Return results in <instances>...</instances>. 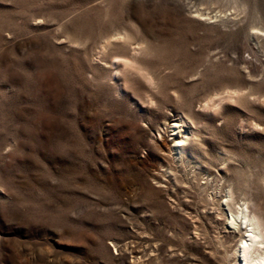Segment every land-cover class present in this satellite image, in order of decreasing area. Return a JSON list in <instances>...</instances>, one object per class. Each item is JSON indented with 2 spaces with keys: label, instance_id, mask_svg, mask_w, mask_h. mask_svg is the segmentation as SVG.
Segmentation results:
<instances>
[{
  "label": "rangeland",
  "instance_id": "rangeland-1",
  "mask_svg": "<svg viewBox=\"0 0 264 264\" xmlns=\"http://www.w3.org/2000/svg\"><path fill=\"white\" fill-rule=\"evenodd\" d=\"M230 188L264 215V0H0V264H239Z\"/></svg>",
  "mask_w": 264,
  "mask_h": 264
},
{
  "label": "bare ground",
  "instance_id": "bare-ground-1",
  "mask_svg": "<svg viewBox=\"0 0 264 264\" xmlns=\"http://www.w3.org/2000/svg\"><path fill=\"white\" fill-rule=\"evenodd\" d=\"M184 122L180 121L171 126L174 135L177 136L179 133L182 135L184 134V137L177 136L178 138L175 139V144L172 149L174 155L180 158L182 155H185L187 151L184 145L192 142L193 135L191 133L192 131L184 133V131H186V129H183L186 126L182 124ZM226 194L227 202L225 206L231 214L230 225L232 228L234 227L236 229L237 227L240 228L241 225H244L246 229L245 236L242 237L241 244L235 251L237 262L239 261V264H264V215L256 212L248 204V199H242L244 200V203L241 206L239 205L238 209H235L234 204L236 203V196H234L232 188H230ZM237 219H239L241 223H238ZM232 232H234V230H232Z\"/></svg>",
  "mask_w": 264,
  "mask_h": 264
}]
</instances>
